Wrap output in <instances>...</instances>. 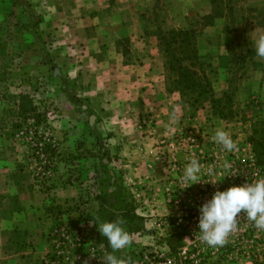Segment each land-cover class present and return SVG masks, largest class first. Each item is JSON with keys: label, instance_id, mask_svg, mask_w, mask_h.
<instances>
[{"label": "rangeland", "instance_id": "rangeland-1", "mask_svg": "<svg viewBox=\"0 0 264 264\" xmlns=\"http://www.w3.org/2000/svg\"><path fill=\"white\" fill-rule=\"evenodd\" d=\"M26 1L40 24L15 0H0V224L12 233L0 245V264H104L109 253L127 264H264V230L243 212L221 247L207 246L195 233L198 208L216 191L264 179V165L257 164L250 142L253 127L264 126V60L252 49L263 33H240L263 13L249 8L247 0L132 2L133 12L144 13L148 29L157 31L168 68L176 60L184 67L197 63L194 69L204 72L211 86L204 96L198 90L181 94L180 103L194 114L189 129L179 124V132L166 138L182 151L168 164L169 180L153 184L139 176L138 165L126 163L124 144L136 138L125 112L113 108L100 116L105 102L91 101L89 88L78 82L80 55L60 43L58 7ZM181 30L195 32L191 48L200 60H185V49L177 44L165 52L160 37ZM43 51L56 66L44 62ZM168 79L170 88L184 87L180 73L170 69ZM211 94L221 103L214 104ZM21 96L32 98L45 114L40 128L17 116ZM217 128L229 133L238 150L223 151L211 140ZM190 158L205 171L200 183L182 185L179 177ZM117 219L131 243L113 251L96 226Z\"/></svg>", "mask_w": 264, "mask_h": 264}, {"label": "crops", "instance_id": "crops-1", "mask_svg": "<svg viewBox=\"0 0 264 264\" xmlns=\"http://www.w3.org/2000/svg\"><path fill=\"white\" fill-rule=\"evenodd\" d=\"M132 2L135 0H43L42 4L58 7L60 43L80 55L77 62L82 81L78 82L89 88L91 101L105 102L100 116H107V109L121 108L133 127L129 131H134L136 140L124 144L129 157L126 163L138 165L145 182L166 183L168 164L182 151L177 142L166 138L179 132V124L189 129V116L194 112L188 104L180 103L181 93L170 88V68L162 59L157 31L148 29L144 13L133 12ZM247 5L263 14L256 15L249 30L240 33L246 36V30L250 35H264V23H256L264 22V0H247ZM63 35L68 40H62ZM92 67L95 73H91ZM96 78L103 80L98 84ZM174 113L177 119L172 123ZM11 234L0 224V245H6Z\"/></svg>", "mask_w": 264, "mask_h": 264}, {"label": "clouds", "instance_id": "clouds-1", "mask_svg": "<svg viewBox=\"0 0 264 264\" xmlns=\"http://www.w3.org/2000/svg\"><path fill=\"white\" fill-rule=\"evenodd\" d=\"M254 47L256 56L264 60V35H260L256 39ZM176 119L177 116L174 113L171 117L172 123H175ZM211 140L223 151L238 150L229 133L222 128L215 130ZM223 168L227 171L230 165L225 163ZM204 171V166L198 159L190 158L188 163L183 166L179 183L188 186L200 183ZM207 171L211 173L212 168L209 167ZM242 212L256 229L264 230V179L248 182L242 186H232L224 191H216L211 199L199 206L198 231L195 233L198 232V238L207 246L221 247L226 243L229 234L237 228L240 218L238 214ZM122 224L123 221L117 219L111 222H100L98 226L95 225L113 251L125 248L131 243V237ZM102 260L104 264H127L125 260L110 253L106 254Z\"/></svg>", "mask_w": 264, "mask_h": 264}, {"label": "trees", "instance_id": "trees-1", "mask_svg": "<svg viewBox=\"0 0 264 264\" xmlns=\"http://www.w3.org/2000/svg\"><path fill=\"white\" fill-rule=\"evenodd\" d=\"M18 4L21 6H24V10L29 14V17L33 23L40 24V19L37 17L36 13L31 9L30 10V4L26 0H15ZM33 24V26L35 25ZM35 41L39 44L41 42V39L39 37V34L37 30H31ZM195 32L193 30H181V31H172L169 33L170 37H160V42L163 43V40L165 41L166 46L168 47L165 52L168 53L170 50V47H173L175 44H177L179 47L178 50H184L185 49V60H200L198 58L199 52L196 48H191V39L194 37ZM186 42V43H185ZM186 44V48L182 47L183 44ZM41 44V43H40ZM182 44V45H181ZM44 56V62L46 64L52 65L53 67L56 66L51 61H49V55L46 51H43ZM192 62L191 65L184 67L181 66V61H174L173 63H169V67L172 72H178L181 76V81H179V84L182 86L184 84V87H178L179 92L183 95L185 90H198L199 96H204L210 92L206 91L211 86L208 82H206V74L204 72L197 71L194 69L197 67V63ZM203 74V77L200 75ZM205 74V75H204ZM65 83V81H64ZM64 92L67 93L71 101L75 104V99H73L70 89L67 87L63 88ZM212 98V102L214 104L221 103L222 98H216L212 94L210 95ZM224 97H228V93L224 94ZM224 112H222V116ZM17 116L25 121L28 122V120L33 121V125L35 127L40 128L44 123H46L45 114L40 112V109L35 105L32 98L29 96H21L19 100V104L17 106ZM250 142L253 145V152L254 157L256 158L258 165H264V126L257 127L254 126L252 129V135L250 137ZM48 148H51V145H47ZM55 151V150H54ZM106 154L105 152H103ZM174 250L177 248H173Z\"/></svg>", "mask_w": 264, "mask_h": 264}, {"label": "water", "instance_id": "water-1", "mask_svg": "<svg viewBox=\"0 0 264 264\" xmlns=\"http://www.w3.org/2000/svg\"><path fill=\"white\" fill-rule=\"evenodd\" d=\"M94 118V117H93Z\"/></svg>", "mask_w": 264, "mask_h": 264}]
</instances>
